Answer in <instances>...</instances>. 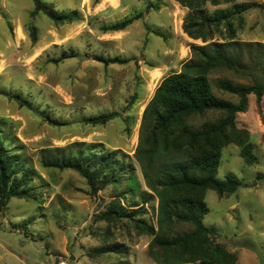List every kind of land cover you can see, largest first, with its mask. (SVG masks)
Listing matches in <instances>:
<instances>
[{
  "label": "rangeland",
  "instance_id": "rangeland-1",
  "mask_svg": "<svg viewBox=\"0 0 264 264\" xmlns=\"http://www.w3.org/2000/svg\"><path fill=\"white\" fill-rule=\"evenodd\" d=\"M43 1L71 20L33 15L32 0H0V148L17 161L10 184L27 194L0 198V264H264V96L250 95L236 117L256 161L242 156L241 144L225 145L217 177L233 175L241 185L205 193L203 222L215 235L166 250L153 242L159 198L135 153L158 85L192 58V44L205 45L183 30L189 9L175 0ZM201 1L208 14L252 6L210 29L212 42H240L245 65L241 74L217 71L211 80L264 84V0ZM140 14L125 30H106ZM103 115L111 116L105 124L87 121ZM223 117L207 112L189 122L201 128ZM68 159L93 173L98 189L55 165ZM109 211V219L99 217ZM192 231L188 223L164 228L171 238Z\"/></svg>",
  "mask_w": 264,
  "mask_h": 264
},
{
  "label": "trees",
  "instance_id": "trees-1",
  "mask_svg": "<svg viewBox=\"0 0 264 264\" xmlns=\"http://www.w3.org/2000/svg\"><path fill=\"white\" fill-rule=\"evenodd\" d=\"M33 15L42 13L56 24L71 20L67 15L57 12L43 0H32ZM187 7L183 30L193 40H202L205 45H191L192 58L186 61L180 72L167 75L158 85L146 106L141 127L139 145L135 158L140 163L143 176L151 191L159 198V232L155 234L154 244L169 249H186L196 241L207 242L215 231L204 225V216L208 213L205 201L207 190L219 195L234 193L241 185L240 180L229 175L225 180L217 177L221 159V149L236 142L242 145V156L249 162L256 161L252 146L248 143V134L236 128V117L246 112L248 97L264 96V84H239L227 78H218L214 82L210 76L217 71L243 73L245 65L237 47L240 42H212L210 29L218 27L235 15L249 10L250 4H236L233 10L218 9L208 14L202 8L201 0H175ZM142 15L131 17L116 23L106 30L122 31ZM257 44L256 46H258ZM245 47H251L245 44ZM103 59V58H101ZM106 64H124L128 60L110 58L102 60ZM214 83V84H213ZM215 88L238 98L237 102L219 97ZM207 112H220L223 118L215 122H206L201 128H195L189 121ZM111 116L103 115L89 118L94 124H105ZM2 142H0L1 145ZM0 148V198L25 197L26 191L10 184L14 174L16 158ZM60 168H71L83 174L90 185L96 189L93 173L82 168L75 159L55 164ZM115 211H109L100 218L109 219ZM139 213L135 210L131 216ZM176 223H188L193 231L176 237H169L165 227ZM202 264H208L206 262Z\"/></svg>",
  "mask_w": 264,
  "mask_h": 264
},
{
  "label": "bare ground",
  "instance_id": "bare-ground-1",
  "mask_svg": "<svg viewBox=\"0 0 264 264\" xmlns=\"http://www.w3.org/2000/svg\"><path fill=\"white\" fill-rule=\"evenodd\" d=\"M154 76H155V79L159 78L160 77V74L158 72H155L154 73Z\"/></svg>",
  "mask_w": 264,
  "mask_h": 264
},
{
  "label": "water",
  "instance_id": "water-1",
  "mask_svg": "<svg viewBox=\"0 0 264 264\" xmlns=\"http://www.w3.org/2000/svg\"><path fill=\"white\" fill-rule=\"evenodd\" d=\"M78 58H79L80 62H82L85 59L83 57H78ZM120 117H121V115H120Z\"/></svg>",
  "mask_w": 264,
  "mask_h": 264
},
{
  "label": "crops",
  "instance_id": "crops-1",
  "mask_svg": "<svg viewBox=\"0 0 264 264\" xmlns=\"http://www.w3.org/2000/svg\"><path fill=\"white\" fill-rule=\"evenodd\" d=\"M158 72V71H157ZM159 73V72H158Z\"/></svg>",
  "mask_w": 264,
  "mask_h": 264
}]
</instances>
